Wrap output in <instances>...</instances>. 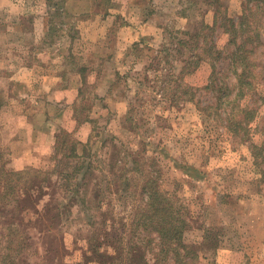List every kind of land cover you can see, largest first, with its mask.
I'll return each mask as SVG.
<instances>
[{
  "label": "rangeland",
  "instance_id": "1",
  "mask_svg": "<svg viewBox=\"0 0 264 264\" xmlns=\"http://www.w3.org/2000/svg\"><path fill=\"white\" fill-rule=\"evenodd\" d=\"M241 7V0H0V253L7 232L27 244L18 264H107L83 256L88 237L131 221L129 195L149 185L184 220L181 264H264V26L243 98L219 93L233 75L228 60L213 61L228 39L224 18H237ZM247 108L257 110L251 122L233 125ZM70 141L80 157H65ZM63 165L72 171L69 189ZM2 171L18 176L9 182ZM108 182L119 194H107ZM14 196L21 206L12 212ZM101 210L109 211L104 221ZM99 249L114 251L108 242Z\"/></svg>",
  "mask_w": 264,
  "mask_h": 264
},
{
  "label": "trees",
  "instance_id": "2",
  "mask_svg": "<svg viewBox=\"0 0 264 264\" xmlns=\"http://www.w3.org/2000/svg\"><path fill=\"white\" fill-rule=\"evenodd\" d=\"M241 6V14L237 15V18L232 16H226L224 18L221 26L223 31L227 33L228 39L223 45L224 47L215 49L217 52L215 51V58L213 60L214 63L218 62L220 58L222 61L228 60L229 66L227 70H231L230 74L233 75V81L231 83H226L229 81L223 80L225 81V86L224 84L223 86H220L219 93L223 94L225 97L233 93L234 96L230 99L232 102L237 98H243L246 91L251 89V80L254 77L252 72L254 68L259 65L256 53L259 48L263 46L261 41V28L264 26V0H241ZM217 22V18L216 20L214 19L213 25L217 24ZM185 34L189 35L188 31H186ZM196 35L200 34L198 33ZM202 35L207 36L209 34ZM213 36L206 46L212 51L217 44L215 43ZM204 42L206 43V41ZM216 72L217 69L215 70V66H213L212 75H215ZM245 87L247 88L245 89ZM218 98H221V95ZM259 99L261 103L264 102V93ZM256 111L255 108L243 109L242 119L233 122V125L250 123L251 119L256 115ZM229 120L231 119L229 118ZM229 120L228 122H232ZM57 141L59 143L61 142L60 136L57 137ZM66 141H69V139ZM72 141L64 146L69 149V152H65L67 153L65 157H80V154L77 152V147ZM262 166L261 169L259 168V181L264 184V158ZM63 167L66 169V165H63ZM79 167L80 164L76 163L73 169H78ZM112 167L113 166H111V168ZM56 171L57 173L59 171L60 173L63 172L62 176L64 177V180L62 183L64 182V187L69 189V182H74V180H70L72 171L67 169ZM1 173L2 177L10 176L8 179L9 182H12L11 176H18L17 172L5 171L3 173L2 171ZM44 178L45 176L41 179L43 180ZM1 181L3 180L0 179V182ZM4 182L7 183V179ZM37 182L39 183L40 179ZM74 184H76V182ZM118 185L119 184L115 182V184L111 186L108 182L105 185L106 190H108L107 194H119L120 186ZM147 186L149 185L143 187L142 191H144H141L139 196L137 195L136 197L135 194L132 193L129 195L133 199V202L136 201L133 203L134 213L131 221L128 223H122L121 228L110 224L109 229L101 228V231H95L92 236L88 237V239H92L90 240V253H84L83 256L86 255V258L93 256L94 259H100V261L107 264H150L146 256L147 247L150 248L154 241L153 237L156 236L157 251H154L153 253V262L151 264H181L178 257L181 254V250L184 249V244L182 243V233L185 227V223L183 224L184 220L174 213L173 205L168 202L165 195L154 189L148 190ZM62 187L61 184V188ZM8 195L9 193L1 194V196L5 198H9L7 197ZM13 199V206L11 208L12 212L19 210L21 206L17 196H14ZM106 199L107 198L103 196L101 200H104L109 204V200ZM101 200H99L100 203L102 202ZM48 210L51 211L52 209H46L45 212H48ZM36 212H38L37 214L39 215L38 221L44 222L42 216H44L45 212ZM101 213H103L104 221L105 217L108 216L109 211L101 210ZM54 214L56 217H60L61 208L55 207ZM13 226L16 227L17 225L14 224ZM14 229L16 230V234L11 237H19L17 229L13 228V230ZM43 229L47 234L52 233L50 226ZM138 233L142 234V236H138ZM8 236L9 234L6 232L2 237L5 242V251L0 253V264H18L20 263L19 260L23 261V255L26 254L24 249L27 247V244L22 243L18 238H9ZM48 240H45V242H48ZM105 242L112 244L114 248L113 252L99 249V247ZM83 260H85L84 257ZM79 264H84V262H80Z\"/></svg>",
  "mask_w": 264,
  "mask_h": 264
}]
</instances>
